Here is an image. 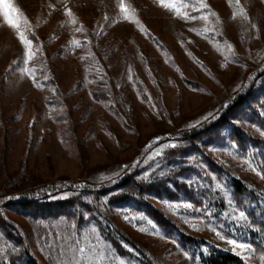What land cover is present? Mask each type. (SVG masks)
<instances>
[{
	"label": "rangeland",
	"instance_id": "obj_1",
	"mask_svg": "<svg viewBox=\"0 0 264 264\" xmlns=\"http://www.w3.org/2000/svg\"><path fill=\"white\" fill-rule=\"evenodd\" d=\"M171 2L180 8L179 15L162 8L157 0H124L130 9L126 20L119 10L120 0H13L29 27L56 53L52 70L58 94L50 90V105L46 99L51 100L50 95L36 87L30 75L19 72L23 45L16 30L0 16V247L4 248L0 264H51L41 239L52 230L46 226L68 219L87 235L90 223L99 231L91 216L96 212L98 221L104 222L106 214L149 250L158 264H203L199 253L208 255L213 250L238 257L226 243L229 238L251 245L238 257L242 264H264V227L250 217L249 207L241 209L227 182L241 179L258 195L257 206H264V179L251 170L255 167L264 175V137L260 135L264 131V0H239V5L236 0H204L208 9H199L198 0ZM66 8L72 11L75 24L66 16ZM80 27L83 31H75ZM206 28L212 31L204 32ZM76 33H85L93 49L97 60L91 70L71 50ZM92 70H97L94 77ZM248 91L249 112L231 119L246 140L235 142L232 131L221 127L200 136L194 149L186 144L185 134L206 131ZM198 120V127H189ZM158 137L159 143L149 148ZM170 142L179 145L174 149L177 155L165 149L162 157L148 159L156 148ZM136 161L139 166L133 169ZM160 161L174 172L166 177L153 174L152 180H162L176 195L144 198L163 213L166 226L156 223L135 200L123 204L110 200L127 192L116 187L126 179L149 183L139 177L145 171L158 173L155 165ZM125 165L128 168L121 171ZM116 172L120 175L113 177L115 184L100 180L102 174ZM193 177L196 183L189 187L186 179ZM217 178L227 185L234 205L249 217L243 226L226 215L233 206L223 193L200 187L218 182ZM129 190L132 194L133 189ZM69 200L70 217L49 212L45 217L34 216L31 208L12 206ZM165 201L208 206L211 214L170 209ZM84 213L87 220L82 218ZM125 214L143 215L159 235L138 230L139 222L129 223ZM209 225L221 231L225 240H219ZM183 238H190L194 245L183 244ZM102 243L118 254L110 242L103 239ZM118 257L121 264H135Z\"/></svg>",
	"mask_w": 264,
	"mask_h": 264
},
{
	"label": "trees",
	"instance_id": "obj_2",
	"mask_svg": "<svg viewBox=\"0 0 264 264\" xmlns=\"http://www.w3.org/2000/svg\"><path fill=\"white\" fill-rule=\"evenodd\" d=\"M25 17V16H24ZM26 19V17H25ZM29 27V22H28ZM30 28V27H29ZM21 30L25 31V28L22 24ZM87 34V32L85 31ZM85 33H76L74 36V39L80 40L81 46L80 47H74L71 46V50L75 52L78 59L84 62V65L86 69H93L92 65L94 66L95 61L97 60L93 54V49L89 45V42L86 38ZM26 35L29 36L30 39H33V52L34 56L33 59L29 62V68L35 69L36 71L32 74L35 77V86L36 83L41 84V88L47 92L51 97V100L47 99V104L50 105L51 102H53V96L51 95L52 92L50 90H54L53 92L55 94H58V88L56 87V82L54 79V72L52 70V62L54 58L56 57L54 53L50 51L49 43L45 40V38H42L35 34V32L30 28V31L25 32ZM92 35V32L87 36ZM90 46V47H88ZM83 57V59H82ZM93 71V70H92ZM97 71V70H96ZM93 71L90 73L91 77H94L93 74L96 72ZM32 77V76H31ZM47 77V79H45ZM33 80V78H32ZM37 87V86H36ZM258 90H261L258 89ZM262 94V93H261ZM250 96L249 91L246 92V95L243 97L238 98L236 102H234L224 113V115L214 124L208 126L204 132H195L192 134H185L183 139L185 140L186 144L191 147V149H194V142L198 140L200 136L203 134L206 135V133L210 131L216 132L221 127H226L232 131L231 135L235 142H239L241 144L245 139L243 130H240L239 126H235L236 124L232 123L233 115L241 114L243 111H248L247 103ZM261 96H259L260 99ZM247 108V109H246ZM230 113V115H229ZM219 131V130H218ZM250 140V139H249ZM251 141V140H250ZM174 153V155H177L179 151L176 153L177 150L171 149ZM181 155L183 153V150L180 151ZM180 155V154H179ZM218 173H223L219 170ZM228 184L231 187L233 194L238 198V200L241 203V209L247 210L252 219L255 221H258L257 226L260 228L264 227V206L260 207L257 206L258 204V195L256 194L255 190L248 188L246 184L243 183L241 179H235L230 178L228 179ZM174 184L176 186V182L174 181ZM179 186V185H177ZM117 188H125L127 192H119L112 196L113 202L123 204V203H129L132 201H136L137 206H142L145 208V211L151 216V218L158 223L159 225L166 226L167 222L165 221V217L163 213L154 207V205L150 202H147L144 198L145 195H148L153 198L161 199L163 197L171 198L172 196L175 197V193H172L166 184L162 180H154V182L151 183H143L139 181H135L132 178L126 179L122 183L118 184L116 186ZM179 191H181V188L184 187L183 184H181ZM129 188L133 189V193L131 194ZM182 193V192H181ZM185 194V193H183ZM188 195V194H186ZM194 194L188 195L189 198H191ZM257 203V204H256ZM71 200L65 203H55V204H37L34 202H21L18 204H13L12 206H16L18 209L21 210H27L32 209L35 212L33 213L34 216L38 215V213L41 215V217L47 216V212L53 213L56 215L57 213H63L70 217L71 215ZM256 204V208H251V206ZM34 208V209H33ZM140 208V207H139ZM72 215H75V212L72 213ZM107 218L104 220V222L98 221L100 216L97 214L92 213L91 216L94 217V220H96V224L99 228L100 233H102V237L105 238L108 242L111 243V245L114 247L116 252L122 256L127 257L128 259L135 262V264H158L153 258L151 252L147 250L144 246L139 244L138 242L131 239L129 236H127L123 231H121L115 223L109 219L106 214H104ZM80 217V216H78ZM257 219V220H256ZM264 234V233H263ZM264 238V236H263ZM181 242L183 244L187 245H194V243L190 242V238H183L181 239ZM127 247L128 250L125 248ZM200 260L203 264H242L243 262L236 256L222 253L219 251L213 250L208 255H204L202 253H199ZM29 263V262H28Z\"/></svg>",
	"mask_w": 264,
	"mask_h": 264
},
{
	"label": "snow or ice",
	"instance_id": "obj_3",
	"mask_svg": "<svg viewBox=\"0 0 264 264\" xmlns=\"http://www.w3.org/2000/svg\"><path fill=\"white\" fill-rule=\"evenodd\" d=\"M159 5L167 10L174 11L177 15L180 14V8L177 7L176 3L171 2V0H157ZM231 3V0H229ZM199 9H208L209 5L204 2V0H198ZM237 5H239V0H236ZM184 7V5H181ZM197 9V10H199ZM119 10L120 13L123 14L124 19H130V9L128 6L125 5L124 0H120L119 3ZM134 11V10H132ZM209 13L211 15H215V13L211 12L209 9ZM241 15H243V10H240ZM0 16L3 17L4 21L9 25L11 28L16 30L20 43L23 45L24 53H23V60L19 61L18 63L22 64V67L19 68V72L21 74L27 73L28 75L32 76L33 81L35 82V77L32 75L36 70L30 69L28 67L29 62L33 59L34 52H33V39H30L28 35L25 34L26 31H30L28 27V21L25 19L23 12L19 7H17L13 0H0ZM66 16L70 18V23L75 24L76 20L73 18V13L70 9L66 8ZM187 14H185L186 18ZM246 18V17H245ZM107 19V17H105ZM191 19H196V17H191ZM203 19L205 21L208 20V16H204ZM24 26L25 31L21 30V26ZM75 31L81 32L83 28H76ZM212 31V29H204V32ZM204 32L200 33L201 35ZM81 41L73 39L71 41L72 46L80 47ZM228 50H232V46L228 45ZM191 56V53H188ZM83 59V57H82ZM226 59H231L230 57H226ZM251 79V77H249ZM47 79V77H45ZM129 79H131V74H129ZM37 87H41L42 85L36 83ZM226 108L227 105H224ZM209 116H212V119H216L217 117L213 114L209 113ZM205 120L208 119V116L204 118ZM201 124V121H196L195 123L189 124L190 128H196ZM260 135L264 137V131L260 132ZM160 138H155L151 144L148 145L149 148L152 145L159 143ZM179 145L175 142H170L164 144L162 147L156 148L151 155L148 157L150 160H156V158L162 157L164 155L165 149H176ZM139 161H136L132 164V168H136L139 166ZM251 164V162H249ZM128 168L127 165L123 166V169ZM156 169H159L158 173L154 172L152 174L145 171L139 178L142 179L144 182H154L152 180V175L156 174L158 177H166L169 173H173L174 169L166 168L163 166V161L157 162L155 165ZM253 172H256L261 179H264V175H261L260 172L256 171L255 167L251 169ZM120 172L113 173L112 175H101V181H111L115 184L117 181L113 177L119 176ZM215 182L214 184L209 183H202L200 187L211 191L216 192L217 194L223 193L224 198L227 200L228 205L233 206V210L226 215L229 219L238 225L243 226V223L246 222L249 217L246 215L244 210L239 209L234 205V201L232 199V194L228 190L227 185L224 184L222 181ZM186 182L189 187H192L196 183V178L193 177L191 179H186ZM75 187H83V185H75ZM264 196V192L261 193ZM8 199H12L9 197ZM223 202V201H222ZM170 209H179L183 208L188 211L194 212H203L206 215H210L211 211L208 206H201L197 207L194 206L191 202H162ZM82 218L87 220L88 216L87 213L82 214ZM124 219L129 223L132 222H139L137 224L138 230H141L146 233L159 235L156 233L155 229L156 226L150 221L147 220L143 215H124ZM146 224L147 227H143ZM47 228H51V231H46L45 234L41 236V239L44 241V244L47 246V250L49 252V259L51 264H121L122 258L118 257V254H114L111 249H109L106 243H102V240L105 239L102 237V233H100L95 226V224H89L88 226V234H83V229H81L77 223L70 221L68 219L58 221L55 224L46 226ZM211 231H213L216 237L219 240L224 241L225 235L221 234V231L217 230L215 226L209 225ZM161 239L164 237L161 236ZM226 243L231 246V251L237 255L238 257L242 256V254L251 248V245L247 242H238L235 238H229L226 240ZM4 252V248L0 247V253ZM194 259V258H193Z\"/></svg>",
	"mask_w": 264,
	"mask_h": 264
}]
</instances>
